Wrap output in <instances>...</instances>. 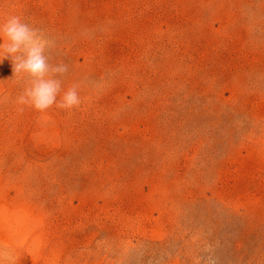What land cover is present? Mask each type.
<instances>
[{
  "label": "rangeland",
  "instance_id": "rangeland-1",
  "mask_svg": "<svg viewBox=\"0 0 264 264\" xmlns=\"http://www.w3.org/2000/svg\"><path fill=\"white\" fill-rule=\"evenodd\" d=\"M82 103L20 105L0 55V247L17 264H264V0H0Z\"/></svg>",
  "mask_w": 264,
  "mask_h": 264
},
{
  "label": "clouds",
  "instance_id": "clouds-1",
  "mask_svg": "<svg viewBox=\"0 0 264 264\" xmlns=\"http://www.w3.org/2000/svg\"><path fill=\"white\" fill-rule=\"evenodd\" d=\"M51 41L44 33L25 22L18 15L0 20V55L11 57L14 76L26 75L29 84L17 98V103L45 112L54 105L71 110L81 105L77 86L63 87L62 77L67 72L63 63L51 64L46 49ZM0 61V62H2ZM12 250L0 247V264H17Z\"/></svg>",
  "mask_w": 264,
  "mask_h": 264
}]
</instances>
